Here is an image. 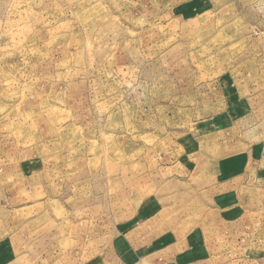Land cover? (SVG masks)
<instances>
[{
    "label": "rangeland",
    "instance_id": "obj_1",
    "mask_svg": "<svg viewBox=\"0 0 264 264\" xmlns=\"http://www.w3.org/2000/svg\"><path fill=\"white\" fill-rule=\"evenodd\" d=\"M0 264H264V0H0Z\"/></svg>",
    "mask_w": 264,
    "mask_h": 264
}]
</instances>
